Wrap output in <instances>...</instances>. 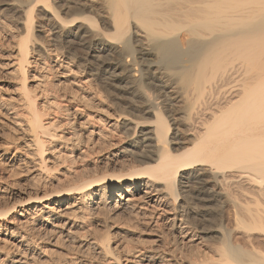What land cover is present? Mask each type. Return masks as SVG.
Here are the masks:
<instances>
[{
  "label": "bare ground",
  "instance_id": "6f19581e",
  "mask_svg": "<svg viewBox=\"0 0 264 264\" xmlns=\"http://www.w3.org/2000/svg\"><path fill=\"white\" fill-rule=\"evenodd\" d=\"M0 27L20 108L0 155L74 178L30 196L0 176V264L50 236L75 264H264V0H0ZM122 217L160 234L112 247Z\"/></svg>",
  "mask_w": 264,
  "mask_h": 264
},
{
  "label": "rangeland",
  "instance_id": "374dc122",
  "mask_svg": "<svg viewBox=\"0 0 264 264\" xmlns=\"http://www.w3.org/2000/svg\"><path fill=\"white\" fill-rule=\"evenodd\" d=\"M10 34L11 33L9 30L0 27V154L2 153V148L4 147L5 144H7L10 138L12 140V135H13L12 129L14 126L13 124H15L16 120L20 119L19 116L17 117L14 116L13 118H11L10 116L11 113L7 115V111H6L7 108H10L11 105H16V108H15L16 111H20V108L17 103V99H18L17 96L19 93V91L17 90V87H18L17 84L19 83V81L15 78V75H13V72H10L11 65L8 63V61H10L13 58L12 54L15 48L14 40L11 38ZM34 57L35 56L33 55V57H31V60L37 58V57L35 58ZM55 58H56L55 56L52 57L53 63L56 60ZM27 70H28V76H30L28 79V81L30 82L29 85H32L33 87L36 84L34 83V81L39 80V77L32 78V75H35V74L38 75L39 73H43L44 70L40 69L37 64L34 65V63L28 66ZM57 70H61V68L60 69L58 68ZM75 78H77L76 75H75ZM36 89H37L36 91L38 92L39 89L38 88ZM8 112H11V109L8 110ZM17 144L20 145L21 142ZM22 152H23V148L22 146H19L17 152H14V148H10L8 152L0 155V162H1L0 176H2L3 179H5L3 181L7 184L9 188H22L25 190V192H29V195L31 194L30 196H32L33 195L32 192L34 190L41 189L43 187L42 183H45L48 191L54 192V191L64 190V188H66L67 185L72 182V179H74L71 176V174H67V171H66L67 167H64V165L63 166L58 165L56 169L53 171H50L47 173L46 172L41 173L40 174L41 176H39L40 183L31 181L30 177H32L34 174L31 173L32 171L30 169L27 170V168L25 167V164L22 166L19 165L20 167L18 166L11 170L10 168H7V165H6L7 159L10 158L13 153H15V156H19L20 153ZM94 158L95 156L91 155L87 158V160H85V162L91 163V161H93ZM85 162H84V159H80V160H77V164L75 165L79 169H83L82 167L84 165H87ZM3 167L4 169H2ZM70 169L72 170L71 167ZM89 170L90 169L88 168V166H86V168L84 169V171L86 172H88ZM53 197H55V195H53ZM4 204H5V200L3 198H0V210L1 208H3ZM20 208L21 206H16L15 212H18ZM34 212L35 211L31 210L29 212L30 216H34L35 215ZM100 219L102 220L103 218L101 217ZM104 221L105 222L103 223V225H114L115 227H111L113 231L118 230L119 232L122 231L121 233H123V234L119 233L118 235H113V239L111 242L112 247L118 243L122 244L123 246L126 244H132V246H135V245L139 246V244L141 243L146 244V242L149 243L151 239H153L155 236H158V234H160L159 231H161L158 229L157 230L153 229L154 231L150 230V227L147 224L141 221H138V220L136 222V220L134 219L128 220V219H125L124 217L118 218L116 220L107 219ZM129 224L130 225L132 224V225L129 226ZM38 225H39L38 221L33 220V223L31 222V225L28 226L29 230L32 232L34 236L36 235V237H38L39 233H41V230L37 228ZM127 228L131 229L133 232L132 231L130 233L123 232ZM96 231L98 234L104 233L103 227H100V226L96 227ZM166 238H170V237L166 236ZM37 241H40V239ZM0 245H1V242H0ZM36 245H38V251L40 250L42 252V258H40L41 259L40 262L38 261L30 262L29 264H75L72 261V259L75 257L73 256L72 251L71 250L69 251V248L71 247V245L69 246V244L63 243V241H61L57 237H54V236L44 237L43 239H41L40 242H36ZM170 245L171 244H168V246ZM185 251H187V249H185ZM84 253L81 255L82 256L81 258H83L82 260H87L86 262L88 264H96V263L106 264L104 261H102V259H101L102 261L101 262L99 257H97L96 255L94 256V253H92V251H85ZM123 262L124 264L125 263L126 264H138L134 260L132 261L130 260L128 262L123 261Z\"/></svg>",
  "mask_w": 264,
  "mask_h": 264
}]
</instances>
